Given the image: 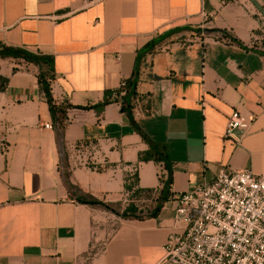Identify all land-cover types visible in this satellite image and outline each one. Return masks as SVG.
Wrapping results in <instances>:
<instances>
[{"label":"crops","instance_id":"obj_1","mask_svg":"<svg viewBox=\"0 0 264 264\" xmlns=\"http://www.w3.org/2000/svg\"><path fill=\"white\" fill-rule=\"evenodd\" d=\"M3 48L53 58L62 109L99 105L136 70L134 119L167 146L172 183L150 217L163 165L139 160L149 144L121 106L55 117L48 68L0 54V264H161L176 195L222 169L264 175V0H0ZM234 110L253 120L240 147L225 138ZM84 142L105 167H69L66 147ZM126 185L151 193L125 205Z\"/></svg>","mask_w":264,"mask_h":264},{"label":"built area","instance_id":"obj_2","mask_svg":"<svg viewBox=\"0 0 264 264\" xmlns=\"http://www.w3.org/2000/svg\"><path fill=\"white\" fill-rule=\"evenodd\" d=\"M252 125V119L234 110L225 138L240 147ZM66 151L75 169L107 165L96 143L69 145ZM136 171L133 166L129 172L134 177ZM159 174L167 176L164 168ZM174 199L173 229L163 246L161 264H264V175L222 169L211 182L195 185Z\"/></svg>","mask_w":264,"mask_h":264},{"label":"trees","instance_id":"obj_3","mask_svg":"<svg viewBox=\"0 0 264 264\" xmlns=\"http://www.w3.org/2000/svg\"><path fill=\"white\" fill-rule=\"evenodd\" d=\"M0 54L5 57L21 56L25 60L29 62H33L41 66V68L42 67L48 68V71L41 70L39 72L38 83H39L41 90L44 92L47 103L49 104L50 110L53 116L55 117L58 112L65 114L67 109H72V108H78V109H84V110L95 108L97 110H101L111 102L118 103L121 106V111L127 115L133 130L137 134L142 136V138L149 144V149L144 154L140 155L139 160L141 162H154L156 164L163 165V168L167 172L166 177H163V176L160 177L161 189L156 199L157 206L150 215V217L152 218L156 217L158 213L160 212L163 203L171 197L170 193H167L165 195V191L168 188H170L171 183H172V162L170 160L169 151H168L167 146L148 142L146 136L144 135V133L142 132L140 127L137 125L134 119L133 110L135 108V102L137 101L139 97L137 93V85L139 83L138 72L134 70L133 75L129 79L124 80L117 90L106 92L103 102L100 103L99 105H96L94 107H75L69 104L65 106V109H62L54 102L52 95H51V88H50L51 82L50 81L54 77L52 57L41 55V54L32 55L20 49H9V48H3ZM132 189H133V185H126L127 191H131ZM142 193H151V192L150 191L143 192V191H140L139 189H135L133 191V197L136 199ZM78 201L80 203L91 205V206H99L114 214H118L109 205L103 202H100L96 199H85V200L80 199ZM130 208L131 210L128 211ZM129 209L125 210L122 213L123 217H128V213L135 214V211L133 210L132 207H129ZM136 218H140V217L137 216Z\"/></svg>","mask_w":264,"mask_h":264},{"label":"rangeland","instance_id":"obj_4","mask_svg":"<svg viewBox=\"0 0 264 264\" xmlns=\"http://www.w3.org/2000/svg\"><path fill=\"white\" fill-rule=\"evenodd\" d=\"M66 157H67V161H68V165H69V167L70 168H74L75 169V167H74V163H73V160H71L70 158H69V156H68V153H67V151H66ZM92 169H94V167L92 166L91 167ZM97 170H100V168H98ZM125 200V205H127V203H128V201L130 200V198H128V197H125V198H123V201ZM127 200V201H126ZM113 209V208H112ZM110 212V211H109ZM112 213V212H111ZM114 214V213H113Z\"/></svg>","mask_w":264,"mask_h":264}]
</instances>
